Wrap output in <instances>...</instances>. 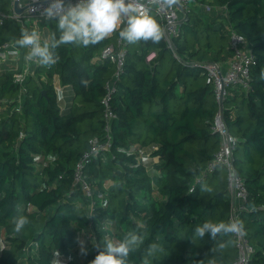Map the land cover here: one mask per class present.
I'll use <instances>...</instances> for the list:
<instances>
[{
    "label": "trees",
    "instance_id": "16d2710c",
    "mask_svg": "<svg viewBox=\"0 0 264 264\" xmlns=\"http://www.w3.org/2000/svg\"><path fill=\"white\" fill-rule=\"evenodd\" d=\"M206 4L221 11H206ZM10 9L9 0H0V10ZM150 15L162 27L160 17ZM39 25L46 38L53 32L59 38L55 20L39 19ZM24 29L31 31L27 22L7 19L0 25V45L15 44ZM232 31L245 37L256 63L248 89H228L223 117L237 138L234 166L248 188L240 217L256 247L250 264H264V0H197L174 40L177 57L163 38L128 44L125 73L111 101L117 114L112 147L86 168L97 199L93 206L74 184V169L90 140L104 133L102 99L115 66L99 57L117 33L87 47L61 45L56 64L37 62L25 91L15 73L27 49L15 45L23 56L20 68L0 72V264H51L55 251L61 264H90L105 240L122 241L130 232L144 237L130 264H142L150 243L165 249L152 264L234 261L231 234L191 239L205 221L228 222L232 209L227 169L207 173L222 138L213 128L220 105L204 68L228 61ZM152 50L158 55L149 63ZM55 78L73 92L64 107ZM150 145L157 149L141 161L140 150ZM18 215L29 223L14 233ZM77 237L86 242L87 255L80 254Z\"/></svg>",
    "mask_w": 264,
    "mask_h": 264
},
{
    "label": "built area",
    "instance_id": "2783aa9c",
    "mask_svg": "<svg viewBox=\"0 0 264 264\" xmlns=\"http://www.w3.org/2000/svg\"><path fill=\"white\" fill-rule=\"evenodd\" d=\"M9 1L11 3V11L7 12L0 10V25H2L7 19H14L22 25L27 22L30 29L39 28L38 22L39 19H44L42 12L47 6L48 0H19V6L24 8L21 13H17L15 10L16 0ZM71 2L76 4L79 0H71ZM140 2L145 8L150 10L149 14L151 11H154L156 15L160 17L162 29L164 31L163 39L172 51V54L177 57L174 40L180 35L182 31V21L191 12L192 7L196 4L197 0H180V4L174 5L171 9L162 8L159 4H152L150 0H140ZM205 10L209 12H220L221 8L215 10L214 7L206 4ZM125 26L126 23L121 24L120 28L111 34L113 35L117 33L116 41L106 45L99 57L100 59L111 61L115 66L112 78L106 82V94L102 99L104 109V133L102 136H95L90 140V147L81 155L74 169V184L81 188L87 195L91 206L97 202V199L94 196L95 194L92 189V184L88 179L86 168L100 154L105 151H110L112 147V122L117 114L112 108L111 101L118 89L117 83L125 73L126 69L127 46L129 43L119 37V31ZM231 48L232 55L227 62H208L204 64V68L213 82L216 97L220 105L219 111L214 120L213 128L220 133L222 138L220 149L207 165V173L209 174L221 166H224L227 169L228 188L232 199V209L228 222L231 219H239L241 221V211L245 209V202L247 201L249 194L244 178L234 166L233 155L237 138L230 132L224 120V104L221 105V101H224L229 88L248 89L250 87L252 67L253 64L256 63L255 56L246 46L245 37L236 31H232L231 34ZM12 52L16 53L15 59L17 64L19 62V66L17 65L18 69L20 68V60L23 59V56L22 52L19 51L13 41L0 45V62L9 60ZM157 55V50L150 51L146 56L147 62L151 63ZM23 60L24 63L21 71L15 73V81L19 82L24 89L23 91H25L27 79L29 76L35 75V68L38 61ZM53 84L58 95H62L64 93V86L60 84L58 78L54 79ZM156 149V145L147 146L140 150L138 158L141 161H147L150 158L152 151H155ZM218 160L223 161L221 166H218ZM230 168L235 169L236 171V176L232 179H229ZM97 198L104 199V193L99 192ZM245 231L246 235L242 238L237 237L235 234H231L237 249V256L231 264H250L252 256L254 255L256 247L251 242L246 228Z\"/></svg>",
    "mask_w": 264,
    "mask_h": 264
},
{
    "label": "clouds",
    "instance_id": "9594fccd",
    "mask_svg": "<svg viewBox=\"0 0 264 264\" xmlns=\"http://www.w3.org/2000/svg\"><path fill=\"white\" fill-rule=\"evenodd\" d=\"M150 2L166 9L180 4V0H150ZM149 11L140 0H79L76 4H73L71 0H48L42 15L46 21H56L60 32L59 38L53 32L50 38L42 42L40 34L35 29L32 31L24 29L20 37L15 39V45L27 49L25 61L35 60L41 66L50 67L59 59L55 50L61 45L82 44L85 47L96 45L124 23L126 26L119 31V37L122 40L128 43L141 40L159 43L164 36V31ZM15 54V52L12 53V55ZM260 78L264 80V70L261 71ZM222 163L221 160L217 161L218 166ZM235 176V169L230 168L229 179ZM201 188L202 191H209L205 184H202ZM13 223V232L20 233L29 221L26 216L18 215ZM206 234L215 241L218 237L223 238L230 234L242 238L246 235V231L243 222L239 219H231L229 222L208 220L194 228L191 239L195 242L197 239H203ZM76 243L80 247V254L87 255L86 242L77 237ZM143 243L144 237L133 232L128 233L122 241L107 239L103 242V250L90 264H130V253ZM94 246L99 247V245ZM219 247L222 249L225 245L220 244ZM144 251L146 255L142 264H152L157 254L163 253L165 249L160 244L150 243ZM53 256L51 264H61L60 253L55 251ZM199 264H204V261H200ZM207 264H214V260H208Z\"/></svg>",
    "mask_w": 264,
    "mask_h": 264
},
{
    "label": "rangeland",
    "instance_id": "374dc122",
    "mask_svg": "<svg viewBox=\"0 0 264 264\" xmlns=\"http://www.w3.org/2000/svg\"><path fill=\"white\" fill-rule=\"evenodd\" d=\"M196 4H194L193 6H195ZM11 11V10H9ZM38 26L39 28L38 29H35L41 36V41L43 42L44 39H46V37L44 36V28H41L40 25H39V22H38ZM30 30H33V29H30ZM20 51V50H19ZM22 60H20L21 62ZM17 62L14 60V61H4V62H0V72H3V71H6V70H10V71H13V70H16L17 69ZM235 90L237 89H234L232 90V92H234ZM109 184H112V180H107L106 182V185L108 186ZM115 240L117 241L116 237H115ZM85 258V257H84ZM83 259V258H82Z\"/></svg>",
    "mask_w": 264,
    "mask_h": 264
},
{
    "label": "crops",
    "instance_id": "0c3cea01",
    "mask_svg": "<svg viewBox=\"0 0 264 264\" xmlns=\"http://www.w3.org/2000/svg\"><path fill=\"white\" fill-rule=\"evenodd\" d=\"M24 3H26V2H24ZM12 53H11V57H10L9 61L10 60L11 61H14V60L16 61V59H15L16 55H12ZM18 66H19V62H18ZM59 97H60V100H61V104L64 107L66 104H68L69 102L72 101V99H73V92L71 90H64V93L62 95H60ZM153 160L154 161H157L158 160V157H154ZM151 173H152V175H154L155 174V170L154 171L152 170Z\"/></svg>",
    "mask_w": 264,
    "mask_h": 264
},
{
    "label": "water",
    "instance_id": "95a60500",
    "mask_svg": "<svg viewBox=\"0 0 264 264\" xmlns=\"http://www.w3.org/2000/svg\"><path fill=\"white\" fill-rule=\"evenodd\" d=\"M15 10L17 13L23 12L24 8L19 6V0H16L15 2ZM224 104V101H221V105Z\"/></svg>",
    "mask_w": 264,
    "mask_h": 264
}]
</instances>
